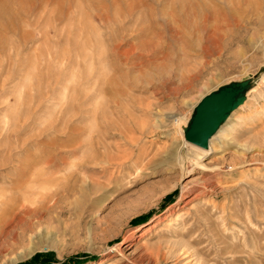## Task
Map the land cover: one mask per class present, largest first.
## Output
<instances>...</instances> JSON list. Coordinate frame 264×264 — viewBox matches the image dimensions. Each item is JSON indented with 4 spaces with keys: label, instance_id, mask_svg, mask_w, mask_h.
<instances>
[{
    "label": "rangeland",
    "instance_id": "rangeland-1",
    "mask_svg": "<svg viewBox=\"0 0 264 264\" xmlns=\"http://www.w3.org/2000/svg\"><path fill=\"white\" fill-rule=\"evenodd\" d=\"M112 1L0 0V264H264V0Z\"/></svg>",
    "mask_w": 264,
    "mask_h": 264
},
{
    "label": "water",
    "instance_id": "water-1",
    "mask_svg": "<svg viewBox=\"0 0 264 264\" xmlns=\"http://www.w3.org/2000/svg\"><path fill=\"white\" fill-rule=\"evenodd\" d=\"M248 84L247 80L233 83L203 97L193 110L184 133L185 141L206 149L210 138L216 134L230 113L243 104Z\"/></svg>",
    "mask_w": 264,
    "mask_h": 264
},
{
    "label": "bare ground",
    "instance_id": "bare-ground-1",
    "mask_svg": "<svg viewBox=\"0 0 264 264\" xmlns=\"http://www.w3.org/2000/svg\"><path fill=\"white\" fill-rule=\"evenodd\" d=\"M81 1H82V0H81ZM88 1H90V0H88ZM116 1H119V0H113L112 2H116ZM88 5H89V4H88ZM176 23H177V22H176ZM174 25H175V24H174ZM2 26H3V25H2ZM13 29H14V28H13ZM220 127H221V126H220ZM217 132H218V131H217ZM217 132H216V133H217ZM214 135H215V134H214ZM214 135H213V136H214ZM213 136H212V137H213ZM212 137H211V138H212ZM211 138H210V139H211ZM209 141H210V140H209ZM5 213H6V212H5ZM10 215H11V214H10ZM20 215H21V214H20ZM3 217H4V215H3ZM3 217L0 216V224L2 225L0 229H3V228L9 223V222H6V221L4 220ZM10 217H11V216H10ZM18 219H21V217L18 218ZM18 223H19V222H18ZM18 223H17V224H18ZM15 224H16V223H15ZM24 224H25V223H24ZM20 226H21V225H20ZM16 228H17V227H15V230H16ZM15 230H14V231H15ZM8 231H9V230H8Z\"/></svg>",
    "mask_w": 264,
    "mask_h": 264
},
{
    "label": "trees",
    "instance_id": "trees-1",
    "mask_svg": "<svg viewBox=\"0 0 264 264\" xmlns=\"http://www.w3.org/2000/svg\"><path fill=\"white\" fill-rule=\"evenodd\" d=\"M51 261L50 257L44 256L41 259L42 264H48Z\"/></svg>",
    "mask_w": 264,
    "mask_h": 264
}]
</instances>
